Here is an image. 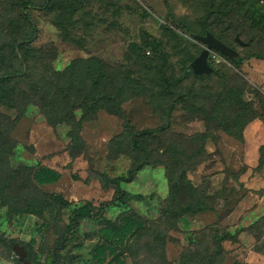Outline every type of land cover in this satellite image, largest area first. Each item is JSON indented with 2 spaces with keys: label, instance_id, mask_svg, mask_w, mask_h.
Instances as JSON below:
<instances>
[{
  "label": "rangeland",
  "instance_id": "1",
  "mask_svg": "<svg viewBox=\"0 0 264 264\" xmlns=\"http://www.w3.org/2000/svg\"><path fill=\"white\" fill-rule=\"evenodd\" d=\"M30 2V6H20L19 0H0L1 42L7 49L24 35L34 34L28 46L40 53L29 57L30 65L38 61L41 68L61 72L77 59L97 58L130 73L144 91L122 104L123 118L101 110L95 119L85 122L82 146L74 154L69 125L50 126L36 105L29 106L20 118L16 110L0 106V178L12 186L10 192L0 193V263L54 264L57 260L87 264L94 248L101 244V227L132 216L154 231L131 239L126 248L129 264H182L185 253L197 250L191 237L211 243L215 231L236 237L222 243L224 256L218 264H264L262 117L246 126L241 141L222 129L209 131L204 118L188 106L175 107L164 140L185 149L193 158L187 178L208 197L206 204L212 210L176 218L180 209L167 203L169 178L162 164L146 166L133 181L121 182L119 189L129 195L126 204L115 200L118 187L102 181L103 176L127 177L132 167L130 156L110 154L112 142L124 133L127 123L137 131L157 129L165 123V110L173 97L161 93L163 58L166 75L175 77L204 50L202 43L186 33V29L193 33L201 29L198 6L190 0ZM154 43L160 44L158 51ZM134 46L142 60L135 55ZM237 51L246 55L241 45ZM252 60L257 63L248 60L239 69L249 84L244 99L263 113L264 60ZM209 63L214 72L202 79L189 75L177 90L204 89L219 97L238 71L215 51ZM81 116L80 110L75 112L77 120ZM197 134L208 137L201 146L192 143ZM40 167L59 172L60 181L36 185L31 173ZM52 194L61 195L70 205L63 209L51 203L43 215L24 212L26 197ZM86 204L93 206L95 217L70 227L77 209ZM157 238L165 244H155ZM16 245L24 249V259L14 250Z\"/></svg>",
  "mask_w": 264,
  "mask_h": 264
},
{
  "label": "trees",
  "instance_id": "2",
  "mask_svg": "<svg viewBox=\"0 0 264 264\" xmlns=\"http://www.w3.org/2000/svg\"><path fill=\"white\" fill-rule=\"evenodd\" d=\"M190 1L197 5L201 12L198 19L201 29L196 33L186 29V33L197 41L198 37L211 33L226 46L234 49L236 55L233 57L214 51L232 62L238 74L231 80V86L226 87L219 97L204 89L183 92L177 88L189 75H195L200 79L206 75H196L193 72L191 64L195 58H192V61L182 68L179 76L169 77L166 75V60L163 58V69L160 74L161 93L163 96L173 97V101L165 110V123L157 129L143 131H137L127 123L124 133L112 142L110 154L114 157L121 154L130 156L132 167L127 177L102 178L103 182H111L118 187L115 200L120 204H126L129 195L119 189L121 182L133 181L137 173L146 166L164 165L170 186L167 203L176 204L180 209V212L174 215L176 218L212 209L206 204L208 197L195 188L187 178L193 158L185 149L177 148L164 140L171 128L175 107L178 104L188 106L191 112L204 118L209 131L222 129L241 141L244 140L243 133L248 124L261 117L264 120V112L259 113L244 99L249 84L239 71L248 60H264V0ZM19 3L20 6L31 5L30 0H19ZM22 18L32 26L26 16L22 15ZM2 36L3 29L0 24V106L16 110L20 118L29 106L36 105L50 126L69 125L70 137L74 144L73 154L75 149L82 146L81 130L85 122L95 119L101 110L123 118L122 104L130 96L140 95L144 91V87L136 82L130 73L116 70L97 58L77 59L61 72L53 71L47 66L41 68L38 61L30 65L29 57L35 58L33 56L40 53L28 46L33 41L34 34L24 35L19 41L12 43L9 49L1 42ZM238 45L246 52L245 56L237 51ZM154 48L158 51L160 44L154 43ZM132 49L135 55H138V59L142 60L139 48L134 46ZM147 53L151 54L150 51ZM210 66L213 68L211 64ZM42 71L44 73H41ZM261 106L264 111V101ZM78 110L82 112L80 120L75 117ZM2 118L0 115L1 121ZM207 138V135L197 134L191 140L194 145L201 146ZM158 144L160 147H157ZM31 176L38 186L55 184L61 179L59 172L47 167L38 168ZM0 188V193L6 194L11 191L12 186L10 184L9 187L8 181L0 178ZM51 203H57L63 209L70 205L59 194H52L47 198L26 197L24 212L43 215ZM92 209L91 204L79 207L70 227H78L82 219L94 218ZM145 231L149 233L154 230L132 216L123 218L119 224L107 222L99 230L101 244L94 248L92 259L87 264H129L126 252L128 243L136 234ZM211 239V243H204L203 240H197L192 236L191 242L193 245L197 244V250L185 253L181 263L218 264L222 262L224 256L222 243L234 241L236 237L229 232L221 234L215 231ZM154 243L163 245L165 241L157 238ZM29 260L32 261L31 255ZM54 264L67 263L55 260Z\"/></svg>",
  "mask_w": 264,
  "mask_h": 264
},
{
  "label": "water",
  "instance_id": "3",
  "mask_svg": "<svg viewBox=\"0 0 264 264\" xmlns=\"http://www.w3.org/2000/svg\"><path fill=\"white\" fill-rule=\"evenodd\" d=\"M198 41L202 43L205 48L199 57L195 58L191 64L192 70L196 75H209L213 72V68L209 64V57L211 52L214 50H217L221 54L229 57L236 55V51L234 49L226 46L224 43L216 39L211 33H208L206 36L198 37ZM14 250L22 256V259H24L25 252L22 247L16 245ZM26 264H29V261H26Z\"/></svg>",
  "mask_w": 264,
  "mask_h": 264
},
{
  "label": "crops",
  "instance_id": "4",
  "mask_svg": "<svg viewBox=\"0 0 264 264\" xmlns=\"http://www.w3.org/2000/svg\"><path fill=\"white\" fill-rule=\"evenodd\" d=\"M259 61H261V60H259ZM251 62H253V63H257V61H254V60H251ZM262 62V61H261Z\"/></svg>",
  "mask_w": 264,
  "mask_h": 264
},
{
  "label": "bare ground",
  "instance_id": "5",
  "mask_svg": "<svg viewBox=\"0 0 264 264\" xmlns=\"http://www.w3.org/2000/svg\"><path fill=\"white\" fill-rule=\"evenodd\" d=\"M0 264H2V263H0Z\"/></svg>",
  "mask_w": 264,
  "mask_h": 264
}]
</instances>
